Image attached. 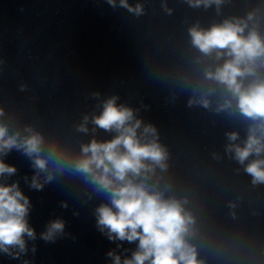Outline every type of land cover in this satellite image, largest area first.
<instances>
[{
	"label": "clouds",
	"instance_id": "9594fccd",
	"mask_svg": "<svg viewBox=\"0 0 264 264\" xmlns=\"http://www.w3.org/2000/svg\"><path fill=\"white\" fill-rule=\"evenodd\" d=\"M94 2L144 27L141 75L167 105L186 98L211 127L231 128L219 150L181 151L141 116L151 105H133L138 93L122 102L118 92L96 90L68 131L62 116L50 123L39 114L35 94L17 105L0 87V255L32 264L24 257L37 252L30 199L19 180L8 182L18 169L5 158L15 150L30 161L34 174L22 178L31 189L61 184L81 205L102 198L93 215L97 231L116 244L106 253L110 264H264V0ZM180 7L211 15L185 14L169 28ZM6 65L0 54V78ZM17 91L33 90L21 79ZM65 228L63 219L51 220L39 239L75 240Z\"/></svg>",
	"mask_w": 264,
	"mask_h": 264
}]
</instances>
